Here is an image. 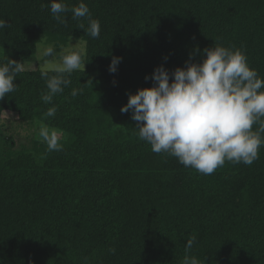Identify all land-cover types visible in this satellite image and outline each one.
Wrapping results in <instances>:
<instances>
[{
    "label": "trees",
    "instance_id": "16d2710c",
    "mask_svg": "<svg viewBox=\"0 0 264 264\" xmlns=\"http://www.w3.org/2000/svg\"><path fill=\"white\" fill-rule=\"evenodd\" d=\"M83 2L99 38L71 12L58 24L49 0H0L8 24L0 63L32 62L38 43L56 54L70 37L87 50L84 70L65 74L71 84L51 104L41 99V69L22 68L16 90L0 99V118L10 111L18 124L67 134L62 150L48 151L28 133H6L0 120V264H181L192 235L188 254L201 264H264V146L251 165L226 162L203 175L152 152L131 112L120 111L128 94L152 86L154 68L171 72L190 53L200 62L198 50L214 43L241 49L264 79V0ZM112 57L121 58L114 73ZM53 105L55 116L46 117Z\"/></svg>",
    "mask_w": 264,
    "mask_h": 264
},
{
    "label": "clouds",
    "instance_id": "9594fccd",
    "mask_svg": "<svg viewBox=\"0 0 264 264\" xmlns=\"http://www.w3.org/2000/svg\"><path fill=\"white\" fill-rule=\"evenodd\" d=\"M49 7L58 24L66 25L62 14L71 12L73 20L81 21L79 29L91 38H99V21L92 18L83 0L72 7L64 0H49ZM7 26L0 19V29ZM70 39L55 64L50 60L55 46L46 42L38 46L36 62L46 66L41 71L47 88L41 99L46 104H51L53 97L71 84L65 74L84 70L86 42L72 44ZM198 51L200 62H193L190 53L183 67L171 72L163 65L154 68L152 86L128 94L120 111L131 112L138 139L149 144L152 152L175 157L181 165L200 174H213L226 162L251 165L264 146V79L249 66L246 54L239 48L214 43ZM120 60L112 57L110 72L116 71ZM49 69L55 75L50 76ZM21 71V62L9 57L0 63V99L16 90L14 81ZM79 91L74 88L71 95L76 96ZM56 111L53 105L44 115L53 117ZM39 136L48 151L62 150L56 131L45 126ZM195 242V235L186 241L181 264H201L197 257L188 254ZM109 251L115 253L114 248Z\"/></svg>",
    "mask_w": 264,
    "mask_h": 264
},
{
    "label": "rangeland",
    "instance_id": "374dc122",
    "mask_svg": "<svg viewBox=\"0 0 264 264\" xmlns=\"http://www.w3.org/2000/svg\"><path fill=\"white\" fill-rule=\"evenodd\" d=\"M77 41L82 42L81 40H76L74 38L70 39V43H72V44H75ZM68 43H69V39H68L67 44L64 47L68 46ZM39 45H40V43L37 44L36 53L34 55L33 61L29 62V63H24L22 65V68L24 70H35V69L43 70L44 67H46L44 65L39 64V62H36V56H37V53L39 51V47H38ZM64 47H62V48H64ZM60 54H61V51L54 54L53 57L50 58L52 63H54V64L59 63ZM49 70H51V69H49ZM4 119L7 120V122H6V126H7L6 127L7 128L6 133H13L16 137H20L21 135L25 136L26 133H28V135L30 134V136L32 137L33 142H37V141L42 142L41 137L38 138L37 136H39V130L45 126L48 127L50 131H56L59 138L62 136L61 134H64L65 136H67V134L65 132H61L55 128L49 127V126L44 125V124L37 122V121L33 122L29 126L26 125L27 123L26 124H18V121L15 122V120H17V116L15 114L11 113L10 111H4L2 113L0 120L2 121ZM30 129H31V131H30ZM60 143L62 144V142H60Z\"/></svg>",
    "mask_w": 264,
    "mask_h": 264
}]
</instances>
